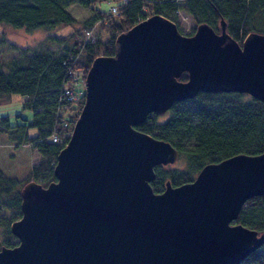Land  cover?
<instances>
[{
  "label": "water",
  "instance_id": "1",
  "mask_svg": "<svg viewBox=\"0 0 264 264\" xmlns=\"http://www.w3.org/2000/svg\"><path fill=\"white\" fill-rule=\"evenodd\" d=\"M221 92L264 102V34L238 43L220 20L219 33L201 23L184 35L158 14L118 34L113 55L85 74L55 181L20 190L9 227L18 244L0 247V264H241L264 245V232L235 223L264 195V152L206 164L191 182L154 193V168L177 152L136 129L175 102Z\"/></svg>",
  "mask_w": 264,
  "mask_h": 264
},
{
  "label": "trees",
  "instance_id": "2",
  "mask_svg": "<svg viewBox=\"0 0 264 264\" xmlns=\"http://www.w3.org/2000/svg\"><path fill=\"white\" fill-rule=\"evenodd\" d=\"M102 2L109 5L106 11L94 7ZM72 4L91 11L93 17L85 24L100 23L109 39L101 42L88 38L85 42L76 33L61 38L51 35L61 27L76 25V19L67 10ZM113 5L117 7L115 16L109 13ZM179 13L190 16L196 26L208 24L217 33L223 20L226 32L238 43L250 33L264 34V0H0V23L26 32L42 29L47 34L44 40L51 42L74 39L72 48L63 54L9 44L21 53L18 58L0 61V99L11 94L25 96L23 108L32 113L30 122L16 126L1 116L0 134H7L17 145H31L40 155L39 163L23 178L7 177L0 169V247L18 244L9 227L21 216L22 187L30 181L43 187L55 181L53 167L64 145L51 142L50 136L63 130L65 113L62 112L71 109L72 104L62 98L65 86L73 89L68 73L77 71L83 79L94 58L113 55L118 34L153 14L174 22L179 30L176 21ZM194 30L187 35H192ZM5 42L0 38V44ZM178 80L186 81L187 74L182 73ZM83 100L84 95L73 104L77 116ZM70 118L65 122L70 126L67 132L71 133L75 120ZM27 127L35 128L37 135L29 137ZM136 129L168 142L177 152L175 166L154 168L155 178L150 186L154 193H161L166 181L171 186L191 182L206 164L238 154L263 153L264 102L235 92L199 93L192 99L175 102L162 115L149 114ZM235 223L264 232V195L247 200ZM241 264H264V245Z\"/></svg>",
  "mask_w": 264,
  "mask_h": 264
},
{
  "label": "rangeland",
  "instance_id": "3",
  "mask_svg": "<svg viewBox=\"0 0 264 264\" xmlns=\"http://www.w3.org/2000/svg\"><path fill=\"white\" fill-rule=\"evenodd\" d=\"M94 7L101 11H106L109 5L105 2H102L96 4ZM113 7H115L117 13V7L114 5L112 8ZM67 10L76 19V25L61 27L51 35L61 38L68 36L71 33H76L78 38L85 42L88 38L101 40V42H105L109 39L110 36L107 33V30L103 28L100 23L96 22L92 26H87L85 24V22L90 21L93 17V13L87 8H84L78 4H72L67 8ZM109 13L113 16L116 15V13L111 11V7L109 9ZM176 21L179 30L184 35L189 34L193 28H196L192 18L184 13H179V15H177ZM46 36V32L42 29L33 32H26L24 30L14 29L6 24L0 23V38L6 40L7 42L0 44V61H10L12 59L18 58L19 54L21 53L18 50L14 51L13 48L9 47V44L20 48H30L32 50H52L55 54H63L72 48L74 39H67L61 43H56L44 40ZM71 73L75 75L76 81L81 83L82 93H84L82 76L78 75L79 72L77 73V71H75V73ZM77 76H79L80 79H78ZM25 100L26 97L19 94H11L10 96L1 98L0 116L8 118L9 124L11 126L26 125L27 122L31 121L32 113L31 111L23 108ZM70 106L71 109L67 111L63 110L62 112V115L65 113V119H63V123L66 121V119H69L75 114L77 116L78 111L72 110L73 106L75 105L72 104ZM63 130L58 132L62 137ZM26 132L29 137H35L37 135L36 129L32 127H27ZM39 160L40 155L34 148L31 147V145H17L16 142L9 140L7 134H0V169L5 176L23 178L28 173L30 168L36 166L39 163ZM176 163L177 162L175 161L173 164H168L163 167L172 168L176 165Z\"/></svg>",
  "mask_w": 264,
  "mask_h": 264
},
{
  "label": "built area",
  "instance_id": "4",
  "mask_svg": "<svg viewBox=\"0 0 264 264\" xmlns=\"http://www.w3.org/2000/svg\"><path fill=\"white\" fill-rule=\"evenodd\" d=\"M111 11L116 13L115 7L112 8V6H111ZM68 74H69V77L72 80V85L74 87L77 86L79 84V82L76 81L75 75H73L71 72H69ZM77 78L80 79L79 76H77ZM62 98H63V101H65L67 103L75 104L76 102H78L80 100V94L77 93L74 89H72V90L66 89V90H64ZM64 123L62 122V124H61L63 126V129H64L63 130V137L61 135H59L58 132H54L50 136V140L53 143L60 144V145H65L66 144V140L70 136V132H67V129L64 128V125H63Z\"/></svg>",
  "mask_w": 264,
  "mask_h": 264
},
{
  "label": "bare ground",
  "instance_id": "5",
  "mask_svg": "<svg viewBox=\"0 0 264 264\" xmlns=\"http://www.w3.org/2000/svg\"><path fill=\"white\" fill-rule=\"evenodd\" d=\"M74 117H76V115L72 116V117L70 118V120H75ZM63 125H64V128H67V127L69 128V127H70L68 122H65Z\"/></svg>",
  "mask_w": 264,
  "mask_h": 264
},
{
  "label": "crops",
  "instance_id": "6",
  "mask_svg": "<svg viewBox=\"0 0 264 264\" xmlns=\"http://www.w3.org/2000/svg\"><path fill=\"white\" fill-rule=\"evenodd\" d=\"M64 89H67V86H65ZM77 90H78V91H81V87H80V85L77 86ZM66 111H67V110H66ZM68 112H69V111H68ZM0 117H1V116H0Z\"/></svg>",
  "mask_w": 264,
  "mask_h": 264
}]
</instances>
